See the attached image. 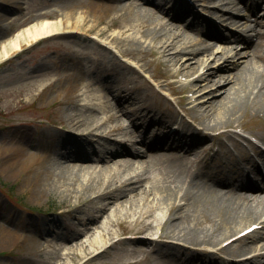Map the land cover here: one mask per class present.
<instances>
[{"label": "bare ground", "instance_id": "bare-ground-1", "mask_svg": "<svg viewBox=\"0 0 264 264\" xmlns=\"http://www.w3.org/2000/svg\"><path fill=\"white\" fill-rule=\"evenodd\" d=\"M53 1H61L69 9L60 12L53 8L36 14L37 21L0 42V61L42 38L56 34L93 33L102 36L106 43L113 44L124 55L130 50L120 46L123 40L140 45L137 51L143 50L155 64L161 63L164 76L173 77V82L177 83L173 86L172 81L157 82L170 93H198L219 84H228L224 88L226 95L221 93L223 89H210L190 97L180 95L182 112L176 129L166 139L152 133L151 140H147L145 131L142 132L151 130L156 122L137 111L140 106L128 104L113 109L99 94L102 89L93 87L90 82L85 84V94L76 93L78 86L89 77L80 61L74 62L73 66L66 64L58 72L49 69L50 72L43 75L54 76L44 78H56L60 87L52 84L50 92L45 93L46 98L55 96L53 100L57 106L79 108L81 112L68 110L65 113L69 114L68 118L55 119L56 126L49 133L32 137L26 134L13 140L9 153L8 148L0 149V159L7 169L20 176L22 183L26 181L27 186L36 184L40 191L48 190L52 184L63 188L75 185L76 190H86L87 197L71 202L61 210L67 212L70 207L85 205L86 215L78 220L82 229L76 231L73 228L69 234H57L56 230L64 228L57 219L20 223L1 216L0 220H9L21 229L0 222V244L11 239L12 235L35 244L41 234L49 235L47 232L50 231L65 240L62 242H69L67 237L71 238L70 246L62 253L71 257V261L91 251L94 255L105 253L106 243L129 245L128 251L122 253L124 261L142 251L161 254V247L179 243L193 251H199L201 246H211L214 253L248 254L239 264H264V230L248 234L249 243L238 242L239 238H235L220 245L239 230V224L248 220L261 223L260 227L264 229V182L245 183L202 169L206 160L200 159V154L212 145H199L210 133H217L227 136L228 141L238 147L239 140L231 136L238 126V115H248L247 108L256 118L264 114V23L259 41H249L241 47L245 50L240 51L231 40H213L214 33L204 39L184 32L185 23L180 22L184 12L174 10L176 0ZM201 1L205 7L221 8L228 14L222 15L221 19L229 23L238 24L243 29L250 25L246 17L239 16L241 6L237 0ZM185 6L191 10L194 8L190 3ZM242 6H245L244 2ZM157 10L164 13L163 17ZM51 16L58 19H50ZM218 44L223 45L216 47ZM104 48L107 50L106 46ZM220 58L225 64L237 66L236 72L227 76L216 73L211 68V61ZM239 62L242 64L238 65ZM125 63L134 74H140L142 68H146L144 61L138 63L141 69ZM196 72L197 76L184 81L177 78L179 75L189 77ZM47 84L50 85L49 82L40 85L42 91ZM75 112L78 116L72 114ZM122 116L128 123L120 120ZM137 133H140L139 138H136ZM97 134L100 137H95ZM219 142L220 148L228 152L227 143ZM96 144L102 154L96 160L89 159L88 153ZM54 157L62 160L59 164L54 163L58 171L51 164ZM194 162L196 166L192 165ZM221 169L234 171L241 167L235 159ZM117 172H121L119 179H115ZM155 210L158 213H154ZM154 219L157 223L153 222ZM131 221L133 225L125 226L121 233L112 228L114 224L124 225ZM138 223L141 225L136 226ZM158 244L159 249L154 251L152 246ZM208 263L222 264L216 260Z\"/></svg>", "mask_w": 264, "mask_h": 264}, {"label": "rangeland", "instance_id": "rangeland-1", "mask_svg": "<svg viewBox=\"0 0 264 264\" xmlns=\"http://www.w3.org/2000/svg\"><path fill=\"white\" fill-rule=\"evenodd\" d=\"M160 1L165 2V0ZM189 2L193 3L197 10L203 9L200 0H189ZM53 8L59 9L60 12L69 9L61 1L19 0L18 3H15L0 0V42L13 36L25 26L37 21L36 14L42 10ZM157 12L158 15L163 17V12L159 10ZM50 19L58 18L51 16ZM185 29L186 32L192 33L197 28L189 25ZM193 33L196 36L199 34ZM199 36L202 37L201 35ZM104 46L107 47V50ZM120 46L130 50L127 55L120 53V50L113 44L106 43L102 36H96L93 33H88L87 35L79 32L71 35L56 34L37 41L32 50L28 48L29 50L23 51L19 56L0 61L1 151L8 148L7 153H9V150L14 145L12 141L19 140L20 136L30 134V137H32V135L51 132L50 130L56 126L55 119L66 120L69 114L65 113L70 109L81 112L79 108L57 106L56 102H54L55 96L46 98L45 93L47 90L50 92L52 84H56L59 87L60 85L57 84L56 78L52 80L44 78L53 77L54 75H43L49 73V69L58 72L66 64L73 66L75 65L74 62L77 61H80L81 66L85 67L89 77L78 86L76 93L85 94L87 89L85 84L90 82L93 87L102 89L99 94H101L103 99L105 98L107 103L117 108L118 104L113 97L117 92L125 90V95L120 96L122 101L126 100L127 96H132L128 100H136L137 106H140L137 111H141L149 119L156 122L151 131L143 130L142 134L145 131L144 136L147 140H151L152 132L155 133L156 130H162L163 125L170 122L168 121L169 119L174 118L179 121V117L175 116V112L180 114L182 104L179 102L178 97L184 95V93L171 94L165 87L162 88L157 85L159 80L173 82V77L164 76V69L161 63L155 64L150 55L143 50L137 51L138 48H141L137 43L123 40L120 42ZM141 61H144L146 68H142L140 74L136 73V71V74H134L132 72L134 70L125 63L129 62L141 69L138 66ZM241 64L242 62H239L238 65ZM211 68H214L216 73L226 74L227 76L236 72L238 67L230 63L225 64L220 58L211 61ZM144 79L147 82H144ZM180 79L183 80L184 76L180 77ZM43 82H49L50 85L47 84V87L42 91L40 85ZM227 85L219 84L218 87L206 88L204 91L223 89L221 93L226 95L224 88ZM173 86H176V84L174 83ZM110 88L116 89L111 92ZM185 95L191 96L192 92L187 91ZM123 104L128 105L129 103L123 102ZM124 110L128 111L130 108L125 107ZM247 110L249 114L253 112L250 108H247ZM72 114L78 116L77 112ZM158 116L160 117L159 119H157ZM239 117L242 122H245L244 126L247 129L253 132L262 129L261 121L259 120L256 123V120L250 118L252 117L251 115L239 114ZM120 120L123 123H128L127 118L124 116ZM130 129H132L131 126ZM133 129L135 131L138 130V128ZM139 134H136V138H139ZM91 155L94 154L92 153ZM61 161L59 157H54L51 164H59ZM55 164L53 169L58 171ZM120 173L117 172L115 174V179L120 178ZM52 180L54 181V178ZM21 183L20 176L17 177L13 171L7 169L6 164H3L0 159V217L4 216L18 220L20 223H25L28 220L48 222L51 218L57 219L64 226L63 230H56L57 234H69L71 231L82 229L81 225L78 224V220L86 215L85 205L82 207H70L67 212L62 211L63 213H58L56 210L58 207L64 209L67 204L69 205V203L74 201L78 202L82 200V197H87L89 193L87 194L86 190H82V188L76 190L77 187L75 185L63 188L57 187L55 184L49 187L48 184V190L40 191L37 189L38 185L36 184L27 186L26 181ZM97 185L100 186L101 182ZM161 209L165 211L164 207H161ZM156 212L157 210L154 211V213ZM2 221L11 227L21 229L19 225V227L14 226L9 220H0V222ZM153 222L157 223V220L154 219ZM132 223L131 221L125 222L124 225L114 224L112 228L121 233L125 230V226H132ZM244 223L239 224L237 228L247 224ZM139 225L141 223L136 224V226ZM73 228L75 229L73 230ZM153 230H156V228L154 227ZM162 231H164V228H162ZM47 233L49 235L41 234V238L35 244H28L22 237L18 238L12 235L11 239L0 244V264H56V262L63 263L64 261L69 262V264H83L82 261L84 262L85 260L90 262L87 264H179L180 260L187 258L183 255L185 249L183 247L180 249L174 245L161 247V254H152L149 251H144L136 257H131V262L122 263L121 261H124L122 253L128 251L127 248L130 246L124 243H114L108 246V243H106L104 245L106 247L105 253L94 255L91 251L84 257L71 261V257L62 254L66 251L65 247L70 246L71 238L67 237L68 240L66 241L69 242H62L65 240L56 236V234H50V231ZM12 239L13 241L11 242ZM241 241L249 243L250 238H245L238 242ZM159 247L160 244L152 246V249L156 251ZM197 257L195 256L191 260L192 264H202L203 261L208 263V261L216 260L200 253H198Z\"/></svg>", "mask_w": 264, "mask_h": 264}]
</instances>
